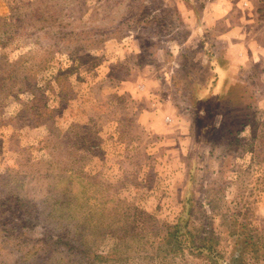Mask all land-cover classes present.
<instances>
[{"label":"rangeland","instance_id":"rangeland-1","mask_svg":"<svg viewBox=\"0 0 264 264\" xmlns=\"http://www.w3.org/2000/svg\"><path fill=\"white\" fill-rule=\"evenodd\" d=\"M263 1L0 0V264H264Z\"/></svg>","mask_w":264,"mask_h":264},{"label":"crops","instance_id":"crops-1","mask_svg":"<svg viewBox=\"0 0 264 264\" xmlns=\"http://www.w3.org/2000/svg\"><path fill=\"white\" fill-rule=\"evenodd\" d=\"M262 4V0H236V20L233 18V21H236V43L240 39L244 41L243 31L240 28L254 24L253 22L257 20L258 9ZM222 7L226 9L228 4L223 3Z\"/></svg>","mask_w":264,"mask_h":264},{"label":"trees","instance_id":"trees-1","mask_svg":"<svg viewBox=\"0 0 264 264\" xmlns=\"http://www.w3.org/2000/svg\"><path fill=\"white\" fill-rule=\"evenodd\" d=\"M264 2V1H263Z\"/></svg>","mask_w":264,"mask_h":264}]
</instances>
